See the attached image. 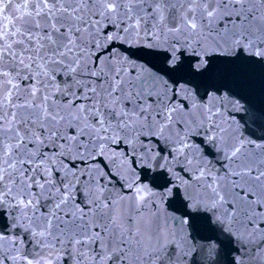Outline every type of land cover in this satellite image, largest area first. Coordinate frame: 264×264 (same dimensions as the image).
<instances>
[{
	"label": "snow or ice",
	"instance_id": "snow-or-ice-1",
	"mask_svg": "<svg viewBox=\"0 0 264 264\" xmlns=\"http://www.w3.org/2000/svg\"><path fill=\"white\" fill-rule=\"evenodd\" d=\"M264 0H0V264H264Z\"/></svg>",
	"mask_w": 264,
	"mask_h": 264
},
{
	"label": "water",
	"instance_id": "water-1",
	"mask_svg": "<svg viewBox=\"0 0 264 264\" xmlns=\"http://www.w3.org/2000/svg\"><path fill=\"white\" fill-rule=\"evenodd\" d=\"M243 79L250 87L254 99L257 102L264 101V68L247 70L243 74Z\"/></svg>",
	"mask_w": 264,
	"mask_h": 264
}]
</instances>
